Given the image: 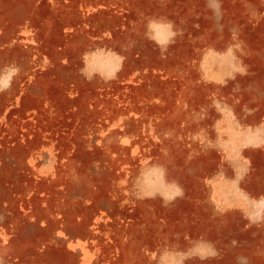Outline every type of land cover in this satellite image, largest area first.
Segmentation results:
<instances>
[{
	"label": "rangeland",
	"instance_id": "1",
	"mask_svg": "<svg viewBox=\"0 0 264 264\" xmlns=\"http://www.w3.org/2000/svg\"><path fill=\"white\" fill-rule=\"evenodd\" d=\"M0 264H264V0H0Z\"/></svg>",
	"mask_w": 264,
	"mask_h": 264
}]
</instances>
